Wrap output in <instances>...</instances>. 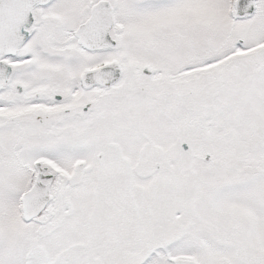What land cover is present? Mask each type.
Masks as SVG:
<instances>
[{
  "label": "snow or ice",
  "instance_id": "obj_1",
  "mask_svg": "<svg viewBox=\"0 0 264 264\" xmlns=\"http://www.w3.org/2000/svg\"><path fill=\"white\" fill-rule=\"evenodd\" d=\"M0 264H264V0H0Z\"/></svg>",
  "mask_w": 264,
  "mask_h": 264
}]
</instances>
